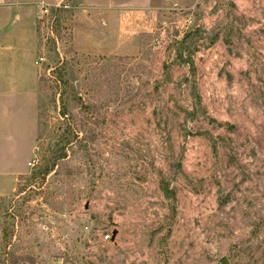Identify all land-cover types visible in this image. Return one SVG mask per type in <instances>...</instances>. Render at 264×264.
Returning <instances> with one entry per match:
<instances>
[{
    "label": "rangeland",
    "instance_id": "obj_1",
    "mask_svg": "<svg viewBox=\"0 0 264 264\" xmlns=\"http://www.w3.org/2000/svg\"><path fill=\"white\" fill-rule=\"evenodd\" d=\"M127 1L0 0V264H264V0Z\"/></svg>",
    "mask_w": 264,
    "mask_h": 264
},
{
    "label": "crops",
    "instance_id": "obj_2",
    "mask_svg": "<svg viewBox=\"0 0 264 264\" xmlns=\"http://www.w3.org/2000/svg\"><path fill=\"white\" fill-rule=\"evenodd\" d=\"M80 1L83 5H90L91 4L90 2H92V0H80ZM106 2H107V0H106ZM127 3L131 4L132 7H128V8H129V10H132V11H152L153 9H156V8H154L155 0H128L126 3H122L120 5V7H123V5L127 4ZM92 7H93V5H92ZM101 7H100V9H102ZM104 8H106V7H103V9ZM104 10H106V9H104ZM35 47L38 48V44H36ZM38 58H39V56L37 57V59ZM37 59H35L33 61L34 66L37 67L36 75H34V80H33V83L35 84V86H33V89H28V91H27L28 97L26 98V104H24L23 106L18 104V109L20 110V112H18V115L20 114L22 117L29 118L27 124H28V128L31 129L30 130L31 135L28 138L34 139V143L32 145H28V149H29V152L33 155L36 151L37 122H38L39 64H36ZM30 86H32V85L30 84L28 86V88ZM0 87H1L0 88L1 93H4V94L11 92L9 90H13V89H9V87H6V86H0ZM0 106H2L1 98H0ZM19 134L21 135V133H19ZM0 137L3 140L7 141L6 134H0ZM8 147H9V144H8ZM0 149H2L1 145H0ZM13 150H16L15 145L13 146ZM29 162H31V161L28 160L27 165ZM12 174H11V176L13 177L14 182L17 181V177L22 175L21 173H12Z\"/></svg>",
    "mask_w": 264,
    "mask_h": 264
},
{
    "label": "trees",
    "instance_id": "obj_3",
    "mask_svg": "<svg viewBox=\"0 0 264 264\" xmlns=\"http://www.w3.org/2000/svg\"><path fill=\"white\" fill-rule=\"evenodd\" d=\"M61 109H60V115L62 117L66 116L67 110H66V105L64 104V100L61 99ZM160 190L163 194V196L166 199H172L174 197L173 192L169 189L168 184L164 182L163 179H160V184H159ZM3 240H5V234H3ZM220 264H228V260L226 258H222L219 262Z\"/></svg>",
    "mask_w": 264,
    "mask_h": 264
},
{
    "label": "built area",
    "instance_id": "obj_4",
    "mask_svg": "<svg viewBox=\"0 0 264 264\" xmlns=\"http://www.w3.org/2000/svg\"><path fill=\"white\" fill-rule=\"evenodd\" d=\"M38 4H39V7H40V10L42 11V13H44V14L47 13V11H48L47 7L49 4L45 3L44 1H39ZM41 61H43V59L40 57L38 59V61L36 62V64H38ZM34 164H35V161L31 160V162L28 163V167H33ZM103 239L104 240H110V236L108 234H106L105 236H103Z\"/></svg>",
    "mask_w": 264,
    "mask_h": 264
}]
</instances>
